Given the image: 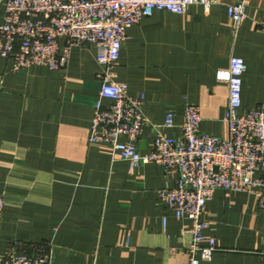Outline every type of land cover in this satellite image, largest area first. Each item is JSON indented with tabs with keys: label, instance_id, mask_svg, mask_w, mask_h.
Returning <instances> with one entry per match:
<instances>
[{
	"label": "crops",
	"instance_id": "1",
	"mask_svg": "<svg viewBox=\"0 0 264 264\" xmlns=\"http://www.w3.org/2000/svg\"><path fill=\"white\" fill-rule=\"evenodd\" d=\"M244 1L238 28L221 2L185 14L154 10L127 26L111 73L130 96H145L148 121L135 141L141 153L154 147V125L182 135L187 103L200 107L201 130L228 136L229 88L217 73L233 55L247 66L241 111L264 104V0ZM4 13L0 0V23ZM97 56L98 47L86 44L72 48L65 68L19 70L0 58V255L18 241L26 252L44 244L57 264H182L191 222L159 198L177 171L152 162L131 172L110 143L89 139L101 88ZM168 112L173 127L163 126ZM205 218L217 249L201 264H264V210L253 194L217 189Z\"/></svg>",
	"mask_w": 264,
	"mask_h": 264
},
{
	"label": "built area",
	"instance_id": "2",
	"mask_svg": "<svg viewBox=\"0 0 264 264\" xmlns=\"http://www.w3.org/2000/svg\"><path fill=\"white\" fill-rule=\"evenodd\" d=\"M4 1L0 58L11 59L14 70L32 65L65 68L73 47L86 44L98 47L101 88L89 139L110 143L112 152L128 162L131 172L152 162L177 171L176 184L161 188L159 198L178 218L191 222L188 258L182 264L211 260L217 249L214 238L206 239L209 221L205 218L207 203L217 189L253 194L264 210V175H257L264 169V104L241 111L243 75L247 68L242 57L233 55L229 68L217 73L229 88L224 117L228 136L201 130L200 107L187 103L182 135L167 136L154 125L157 135L153 149L147 153H141L135 143L148 121L144 113L145 96H130L128 84L115 81L111 73L127 38V26L151 16L154 10L185 14L191 5L210 11L221 2L238 28L246 17L244 0ZM260 27L264 30V22ZM103 99L111 103L105 105ZM163 126H175L173 112L167 113ZM122 136L127 140L123 141ZM4 205L0 194V215ZM0 264L57 263L46 253L44 244L26 252L15 241L0 255Z\"/></svg>",
	"mask_w": 264,
	"mask_h": 264
}]
</instances>
